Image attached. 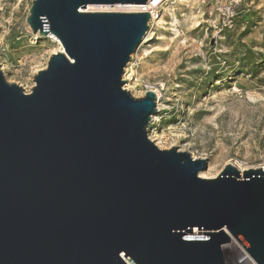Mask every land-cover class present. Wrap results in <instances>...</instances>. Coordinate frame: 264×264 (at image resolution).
Listing matches in <instances>:
<instances>
[{
	"label": "water",
	"instance_id": "obj_1",
	"mask_svg": "<svg viewBox=\"0 0 264 264\" xmlns=\"http://www.w3.org/2000/svg\"><path fill=\"white\" fill-rule=\"evenodd\" d=\"M148 0H33L32 32L53 54L27 93L0 67V264H227L236 240L264 264V171L161 149L155 90L124 71L149 12L90 6Z\"/></svg>",
	"mask_w": 264,
	"mask_h": 264
},
{
	"label": "rangeland",
	"instance_id": "obj_2",
	"mask_svg": "<svg viewBox=\"0 0 264 264\" xmlns=\"http://www.w3.org/2000/svg\"><path fill=\"white\" fill-rule=\"evenodd\" d=\"M32 1L0 0V67L27 93L60 52L55 36L36 35L27 23ZM149 27L123 75L134 97L160 95L149 138L208 157L210 177L228 163H264V0H168ZM227 253V261L237 258Z\"/></svg>",
	"mask_w": 264,
	"mask_h": 264
},
{
	"label": "built area",
	"instance_id": "obj_3",
	"mask_svg": "<svg viewBox=\"0 0 264 264\" xmlns=\"http://www.w3.org/2000/svg\"><path fill=\"white\" fill-rule=\"evenodd\" d=\"M167 1L168 0H148L145 4L128 5L129 9L127 10V12H149L151 15V19L148 22V24L150 26L153 23L154 19H157L160 9L167 3ZM234 2H237V0H234ZM258 168H262V170L264 171V163L259 164L258 166L247 167V169H258ZM234 241L236 242V247L234 250L232 249L225 250L224 249L225 245L223 246L225 257L227 252H230L233 255L235 254V256L237 257L235 260L231 259L227 261L226 259L227 264H258L246 252L243 245L238 243L236 240Z\"/></svg>",
	"mask_w": 264,
	"mask_h": 264
},
{
	"label": "bare ground",
	"instance_id": "obj_4",
	"mask_svg": "<svg viewBox=\"0 0 264 264\" xmlns=\"http://www.w3.org/2000/svg\"><path fill=\"white\" fill-rule=\"evenodd\" d=\"M122 7H126L127 9L129 8L128 5H125V6H122V5H121V8H122ZM90 8H92V6H90L89 9H90ZM154 20H156V19H154ZM148 33H149V32H148ZM148 33H147V34H148ZM53 36H54V35H53ZM145 38H146V37H145ZM145 40H146V39H145ZM56 41H58L59 44H60V45H59V46H60V51H63V46L61 45L60 40H59V39H56ZM157 96H158V98H159L160 95L157 93ZM238 168H239L241 174L243 173L244 170L247 169V167H245V166H241V167H238ZM208 174H209V173H206V174H205L204 172L201 173V175H202L203 177H210ZM235 247H236V242H235L234 240H232L231 243H229V244H227V245L224 246V249H225V250H229V249L234 250Z\"/></svg>",
	"mask_w": 264,
	"mask_h": 264
}]
</instances>
